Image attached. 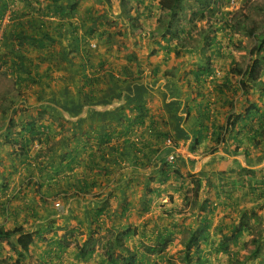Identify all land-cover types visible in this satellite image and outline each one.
<instances>
[{
    "label": "rangeland",
    "instance_id": "obj_1",
    "mask_svg": "<svg viewBox=\"0 0 264 264\" xmlns=\"http://www.w3.org/2000/svg\"><path fill=\"white\" fill-rule=\"evenodd\" d=\"M74 1V9L79 7L78 28L86 37L85 45L88 44L91 49H100L106 54H112L114 50L123 47L128 50L130 47L141 58V66L146 68L143 73L154 82V92L161 91L159 89L164 85V81L166 87L172 81L168 92L175 89L182 92L186 90L183 94L188 93L189 96L194 95L201 100L203 97L199 94L205 95L209 104L217 105L214 111L217 113V120L226 123L222 125L220 141H226L228 138V141H231L230 137L239 132L240 139L244 140L243 144L253 145L247 141L249 133L244 132L242 126L253 125L252 122L259 125V119L248 118L246 111L251 108L256 91L258 98L263 94L258 89L263 88L261 85L263 86L264 62L262 79L260 78L257 85L240 81V77L233 75L230 68L232 64H237L245 69L250 63V51L256 45L254 35L264 31V0H181V9L173 16L162 14L160 0ZM17 3L19 0L11 1L12 13L18 10ZM40 3L44 5L40 6ZM35 4L41 9L46 6V2L40 0H35L33 5ZM124 8H132L131 13L139 22V30L135 32V36L131 34ZM69 10L70 14L76 12ZM173 20V27L177 30L172 29L167 33ZM59 26L56 25V29L60 28ZM128 55L130 54L112 55V64L115 66L111 65L115 68L116 78L120 77V72H124V69L119 70L117 65L137 66L138 60L126 58ZM259 57L264 59V51ZM204 65H210L214 72L213 77L206 76L203 82L199 83V87L195 88L194 73ZM141 73L139 71L140 79L137 77L138 73L134 77L132 73L127 79L131 83L139 81L144 78ZM226 81L229 88L220 87ZM18 85L19 80L7 70L4 63L0 68V131H6L4 127L8 120L9 105L14 103L6 97L16 95ZM219 88L223 92L221 95L217 91ZM126 92V95H130L132 87L131 91ZM18 102L15 101V104ZM158 102L160 103V97L151 102L153 111L157 113L161 110ZM230 116L233 122L236 119L235 123L241 127L237 126L238 130L235 128L233 133L225 134L224 128L228 127L227 120ZM192 145L194 147L190 150L191 154L195 153L199 158L192 157L194 161L190 163V170L181 155L177 157V153L173 155L174 159L164 158L171 168L167 171L169 174L161 171V162L154 163L147 169L148 172H145L144 179L149 183L148 188L145 193L143 191L142 194H137L135 202H130L129 198L124 200L129 211L123 215L121 210L125 207L120 206V203V214L113 213L112 208L108 211V206L102 216L96 217L94 211L99 206L95 205V195L87 200L88 196L79 198L56 194L52 201L44 202L45 206L52 210L49 216L56 217L50 222L48 229L34 232L39 246L31 247L32 252H40L39 249L43 247L45 252H50V256L42 261L44 264H111L107 261L117 259L120 253L116 240L119 234L123 233V229L130 226L133 232L131 237L125 240V245L129 249H139V264H200L195 259L196 251L201 255L202 264H264V204L260 203L258 207H242L247 201L253 204L244 189L252 195L256 190L246 185L247 181L243 179L242 174L252 171L242 169L240 179L229 181L230 183L221 182L223 178L220 177L216 185L215 181L210 179L208 170L212 147L200 151V146L197 147L193 142ZM171 146L173 147L174 143ZM168 153L170 155L171 152ZM188 172L194 175L193 179L187 175ZM225 188H232L230 198L222 199L220 195L224 193L213 192V189ZM15 199L17 198L10 196L4 199L0 204V213L3 211L10 214L14 203L17 205ZM75 202L78 203L74 205ZM76 209L79 212H76ZM69 210L75 212L72 214ZM245 214H248L245 221L248 220L249 223L244 227L245 232L237 241H231L234 228ZM198 229L202 230V237L199 247L193 246L192 261L189 262L186 259V246L196 242L197 238L191 242L190 235ZM16 238L7 244L4 240V245H0V264H15L19 254ZM146 246H154L157 251L146 252ZM83 248L86 251L91 249L85 257L78 255ZM10 250H14L12 255H9ZM4 253L7 257H4ZM254 255L260 258L253 259ZM27 260L28 257L22 258L21 263L26 264Z\"/></svg>",
    "mask_w": 264,
    "mask_h": 264
},
{
    "label": "crops",
    "instance_id": "obj_2",
    "mask_svg": "<svg viewBox=\"0 0 264 264\" xmlns=\"http://www.w3.org/2000/svg\"><path fill=\"white\" fill-rule=\"evenodd\" d=\"M7 1L0 0V60L21 83L17 86L16 95L6 97L19 102L15 104L16 110L8 111L4 128L7 129L9 119L13 117L19 126L35 120L36 126L42 129L46 126L48 129L42 142H35L23 156L12 154V147L6 143V131H0V204L9 196L17 198V205L12 204L10 214L0 213V227L5 230L23 227L34 236V232L48 229L56 216H49L52 210L44 202L52 201L56 194L79 198L88 196L87 200L95 195L96 206L100 207L107 201L108 211L112 208L113 213L120 214V198L126 197L130 202H135L137 194H142L146 185L144 177L147 169L137 171L132 165L133 158H143L144 151L140 153L139 150L151 139L154 142L158 138L155 133L159 132L164 136L160 139V142L164 141L161 143L162 157L170 159L177 153V157L181 155L190 170V163L194 161L192 157L199 158L190 152L194 147L192 142L195 132L203 125L207 131L197 147L200 146V151L212 147L208 165L210 179L216 185L220 177L223 178L221 182H235L240 179L242 169L251 170L242 173L243 179L256 192L252 195L247 189L243 190L253 204L247 201L242 207L264 204V140L260 144L256 140L252 146H247L237 132L239 135L234 133L230 142L228 138L216 143L213 140L214 132L218 134L219 128L226 123L217 120V113H214L217 105L209 104L205 95L202 94L201 100L194 95L183 94L186 90L168 92L169 84H172L170 80L167 87L164 81L165 86L161 85L159 89L161 91L154 92V82L145 72L143 79L131 83L127 78L132 73L133 77L137 75L138 66L143 65L141 58L130 47L106 54L85 45L86 37L78 28L79 7L75 13H69L70 6L76 5L74 0L55 3L62 8L61 17L45 10V7L41 9L36 4L28 5L29 2L35 3V0H19L18 10L12 13ZM40 1L46 2V5L55 2ZM43 5L40 3V6ZM58 24L61 27L56 29ZM121 53L130 54L126 58H136L138 63L137 66L117 65L124 72H120V77L116 78L111 57ZM122 74L124 77L121 78ZM262 82L263 88L258 89L263 93L261 98H258L256 91L251 103L255 108L253 112H259L256 120L263 116L261 126L256 125V129L258 126L264 128V79ZM131 87L132 93L126 95ZM159 97L161 110L157 113L153 111L151 102ZM23 107L26 109L20 110ZM141 107L146 115L145 126L133 123ZM151 120L156 121V130L151 128ZM47 121L54 123L47 124ZM237 126L240 124H235L234 130H238ZM249 126L243 124V130ZM127 139L131 143L125 142ZM86 148L99 157H94L91 150L85 151ZM168 152H171L170 155ZM101 153L104 159L100 157ZM63 158L65 161L62 163ZM95 159L100 167L107 165L111 172L96 169L88 173L86 168L90 160ZM155 163L159 164L160 160L157 159ZM232 188L213 189V192L224 193L220 195L222 199L230 198ZM69 211L72 214L75 212ZM76 212L79 210L76 209ZM10 241L12 239L5 243ZM1 244L4 245L3 242ZM37 245L39 243L35 240L32 247ZM39 251H31L35 259L44 261L45 257L50 256L44 247ZM13 253L14 250H10L9 255ZM4 257H7L5 253Z\"/></svg>",
    "mask_w": 264,
    "mask_h": 264
},
{
    "label": "trees",
    "instance_id": "obj_3",
    "mask_svg": "<svg viewBox=\"0 0 264 264\" xmlns=\"http://www.w3.org/2000/svg\"><path fill=\"white\" fill-rule=\"evenodd\" d=\"M11 1L13 0H8V7L10 8L11 5ZM55 2L49 3L47 4L45 7V10H48L50 12H52L53 14H55V16L57 17H61L62 13L61 10L62 8H59L57 5H55V3L59 2V0H54ZM29 6L33 5V3L29 2L28 4ZM159 7H160V11L162 12V14L167 13L170 16H173L174 13H176L179 9H181V0H160L159 2ZM75 6H70V9L75 10L74 9ZM61 9V10H60ZM131 9L132 8H124V15L126 16L127 22L130 24V29H131V34L132 36H135V32L139 27V22L136 19V17L131 13ZM47 11H45V14ZM174 20L172 22V24H169V28L167 30L168 32H171L172 29L177 30V28L173 27L174 26ZM61 27V24H59ZM254 38L256 40V45L254 46V48L250 51V55H251V59H250V63L247 65V67L245 69L240 68L237 64H232L230 71L233 75H236L238 77H240V81L242 82H247L249 84H256L259 82L262 73H263V67L262 64L264 62V59H261L260 53L262 51H264V31L258 35H254ZM1 66L0 68H2L4 66L3 61L0 62ZM139 71H141L143 73V69L142 66L139 65L138 66V75H139ZM126 72V70H125ZM141 73V74H142ZM213 70L210 68V65H204L199 67V70L196 71L194 73L195 75V82H196V86L195 88L199 87V83L203 82L202 80L205 79L206 76H210L213 77ZM138 79L139 76H137ZM212 79V78H211ZM20 81H19V85H20ZM189 87L191 88L192 85L190 84ZM220 87H224V88H229V84L228 82H224L223 84H221ZM131 89V88H130ZM218 92H220L219 94H223V92H221V88H219L217 90ZM198 95V94H197ZM199 96H202V94H199ZM14 102V101H12ZM251 108H249L247 110V117H249L250 119L252 118H256V115L259 112H255L252 114L253 110H255L254 106H250ZM142 108V107H141ZM26 108H21L20 110H24ZM14 111L16 110L15 108V102L12 103L11 105H9V111ZM145 113H144V108H142L139 111V115L136 117V119L133 121L134 125H140V126H145L146 122H145ZM190 116V114H189ZM263 118L260 117L259 118V125L262 122L261 119ZM235 120L233 122V119L231 118V116L228 118L227 120V125L228 127L225 129L224 128V132L225 134H231L234 130L235 127ZM253 125H250L249 127H247L246 129H244V132L249 133L248 139L247 141L249 143H255L256 140H258V144H260L261 142H263L264 140V128L263 127H259L258 129L255 128V123L252 122ZM263 125H264V120H263ZM150 126L151 128H153L154 130H156V121L151 120L150 121ZM261 126V125H260ZM20 130H18V128H20ZM257 127V126H256ZM37 128L39 130H37ZM48 127H43V129L41 128V126L39 127L38 125L36 126V121H29L26 124H24L23 126H19L13 117H11L9 119L8 122V126L6 129V143L8 145H10L13 149L12 154L16 155V156H23L25 154H27L30 150V147L35 143H39L42 142V138L46 136V131H47ZM207 131V127H205V125H203V127H201L198 131L195 132V140H194V145L198 146L202 139L205 137L204 133H206ZM223 128H219L218 130V134L215 131L214 132V139L216 143H220L221 139L220 135L222 134ZM157 135L158 138L155 139V141L153 142L152 139L148 142H150L149 144H146L141 150H139L140 153H143V158H141V160L137 157V158H133V162L132 165L137 169V171L143 170V169H148L151 168L153 166V164L156 162V160H160L161 162V171L164 172L165 174H167L168 169L170 170L171 168L169 167V165L166 163L164 157H162L163 154V142H160V139L164 136H161V134L159 132L155 133ZM217 135V137H216ZM161 136V137H160ZM220 138V139H219ZM157 140V142H156ZM165 140V139H163ZM217 140H219L217 142ZM127 140H125V142H127ZM147 141V140H146ZM128 143H131L130 141H128ZM133 146V144H132ZM153 147H157V148H153ZM86 150H91L86 148ZM138 152V151H137ZM92 154V150L90 152ZM93 155V154H92ZM94 157H99V156H95ZM102 159H104V155L101 153L100 156ZM64 158L62 159V163L64 162ZM105 161V160H103ZM99 169V170H103L106 172H111V169L106 165V166H101L98 164V162L96 161V159L90 160V165L88 166V168H86V171L88 173H92L94 170ZM177 174L179 176H181V173L176 170ZM169 174V173H168ZM187 175L193 179L194 175H192L190 172L187 173ZM198 185V184H197ZM149 183L144 186V193L145 190L148 188ZM91 188H93V184L91 185ZM127 199L126 197H122L120 198V203L123 207H125L124 209H122V213L121 215L127 213L129 211L128 206L126 207V203L124 204V200ZM109 202L104 201L102 203V205L95 210V214L96 217H100L104 214L106 208L108 207ZM120 215V216H121ZM248 218V214H245L243 216V218L241 219V222L236 226V228H234L233 234L230 237L231 241H237L238 238L245 232V226H248V220L245 221V219ZM248 223V224H247ZM123 233L119 234L118 239L116 240V244L118 245L117 248L120 249V253L117 255V259H112V260H108L107 262L111 263V264H139V257L141 255V252H139V249H129L126 245H125V240H128L131 235H132V228L130 226H128L127 228L123 229ZM202 230L198 229L196 231H193L190 235L191 238V242L195 241L193 244H188L187 247V251L186 252V259L191 262L192 261V257H191V250L193 248V246L195 247H199V241L200 238L202 237ZM14 237H18L17 239V247L19 248V254H18V259L16 260L15 264H23L21 263V259L22 258H27V263L26 264H44L42 261H40L39 259H35L32 254H31V247L34 244L35 241V236L31 233L26 232V230L23 227H18V228H13L11 230H5L4 227H0V243L3 242L4 240H10L13 239ZM163 239V237H162ZM91 241L92 238H90ZM164 242V241H163ZM167 244V243H166ZM146 252L149 253H153L155 251H157L156 247L154 246H146L145 247ZM91 249H89L88 251H86L84 248L80 251V254H78L79 256L85 257L88 255V253L90 252ZM196 256V261L199 262L200 264H202V259H201V255L199 254L198 251L195 252L194 254ZM259 256L254 255L253 259H258ZM239 258V257H238ZM260 258V257H259ZM237 260V259H236ZM237 263V261H236ZM108 264V263H106Z\"/></svg>",
    "mask_w": 264,
    "mask_h": 264
},
{
    "label": "built area",
    "instance_id": "obj_4",
    "mask_svg": "<svg viewBox=\"0 0 264 264\" xmlns=\"http://www.w3.org/2000/svg\"><path fill=\"white\" fill-rule=\"evenodd\" d=\"M14 1H17V0H14ZM0 66H1V63H0ZM170 159H174V156H171ZM59 204H57L58 206Z\"/></svg>",
    "mask_w": 264,
    "mask_h": 264
}]
</instances>
